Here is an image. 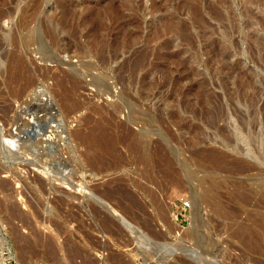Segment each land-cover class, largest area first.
Segmentation results:
<instances>
[{
  "label": "rangeland",
  "instance_id": "rangeland-1",
  "mask_svg": "<svg viewBox=\"0 0 264 264\" xmlns=\"http://www.w3.org/2000/svg\"><path fill=\"white\" fill-rule=\"evenodd\" d=\"M0 61V264H264V0H0Z\"/></svg>",
  "mask_w": 264,
  "mask_h": 264
},
{
  "label": "bare ground",
  "instance_id": "bare-ground-1",
  "mask_svg": "<svg viewBox=\"0 0 264 264\" xmlns=\"http://www.w3.org/2000/svg\"><path fill=\"white\" fill-rule=\"evenodd\" d=\"M9 16V15H8ZM2 17V16H1ZM53 37H55V36H53ZM14 39V38H13ZM12 58H14V57H12ZM15 59V58H14ZM17 60V59H16ZM12 61V60H11ZM14 61V60H13ZM1 62V61H0ZM11 63V62H10ZM14 62H12V64H13ZM12 64H10V65H12ZM138 64V63H137ZM10 65H8V66H10ZM139 67V66H138ZM10 68V67H9ZM14 68V67H13ZM9 70V69H8ZM14 71V70H13ZM8 72V71H7ZM10 72V71H9ZM70 103H68V105H69ZM68 107V106H67ZM94 133V132H93ZM96 133V132H95ZM94 133V134H95ZM76 134V135H75ZM75 134H73V135H75L76 137H78V139H84V140H88L90 143H92V144H94L95 146H97V147H100V149L102 148V149H105V150H111V148L113 147V145L115 144V142H116V138H113L112 136H109V135H107V134H105L103 131H101V132H99V133H97L96 134V136H94L93 134L91 135L90 133H86V132H83V131H76V133ZM47 137V136H46ZM51 139V138H50ZM77 139V138H76ZM92 146V145H91ZM96 147V148H97ZM99 148H97V150H98ZM99 149V150H100ZM103 151V150H102ZM112 151V150H111ZM32 160V159H31ZM159 160V159H158ZM160 162L162 163V161L160 160L159 161V165H161L160 164ZM157 163V162H156ZM166 163V162H165ZM167 164V163H166ZM212 204V203H211ZM212 207V206H211ZM217 208H218V206H217ZM106 228H107V232H109L111 235H114L115 234V232L113 231V229L110 227V226H108V225H106ZM246 231V230H245ZM242 232V231H241ZM243 233V232H242ZM246 233H248V232H246ZM249 234V233H248ZM244 236V235H243ZM252 238V237H251ZM250 244V243H249ZM53 247V246H52ZM88 259V258H87ZM92 261V260H91ZM91 261H89V263L88 264H94V263H92Z\"/></svg>",
  "mask_w": 264,
  "mask_h": 264
},
{
  "label": "built area",
  "instance_id": "built-area-1",
  "mask_svg": "<svg viewBox=\"0 0 264 264\" xmlns=\"http://www.w3.org/2000/svg\"><path fill=\"white\" fill-rule=\"evenodd\" d=\"M183 204H184V205H183L184 207H187V206L190 205L189 201H187V200H183ZM179 214H180V213L177 214V217L179 216ZM181 214H182V212H181Z\"/></svg>",
  "mask_w": 264,
  "mask_h": 264
}]
</instances>
